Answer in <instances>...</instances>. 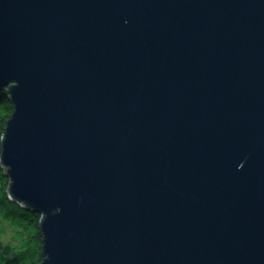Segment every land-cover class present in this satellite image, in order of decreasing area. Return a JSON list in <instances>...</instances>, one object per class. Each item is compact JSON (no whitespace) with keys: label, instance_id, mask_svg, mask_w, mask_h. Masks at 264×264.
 I'll return each mask as SVG.
<instances>
[{"label":"water","instance_id":"water-1","mask_svg":"<svg viewBox=\"0 0 264 264\" xmlns=\"http://www.w3.org/2000/svg\"><path fill=\"white\" fill-rule=\"evenodd\" d=\"M2 91L39 264H264V0H0Z\"/></svg>","mask_w":264,"mask_h":264},{"label":"trees","instance_id":"trees-1","mask_svg":"<svg viewBox=\"0 0 264 264\" xmlns=\"http://www.w3.org/2000/svg\"><path fill=\"white\" fill-rule=\"evenodd\" d=\"M12 113L13 105L8 94L5 91L0 92V153L1 138ZM8 187L9 179L0 165V242L10 232L13 242L9 247L15 254L8 258L0 255V264H39L42 261L40 215L25 210L20 204L10 200Z\"/></svg>","mask_w":264,"mask_h":264},{"label":"rangeland","instance_id":"rangeland-1","mask_svg":"<svg viewBox=\"0 0 264 264\" xmlns=\"http://www.w3.org/2000/svg\"><path fill=\"white\" fill-rule=\"evenodd\" d=\"M1 242L4 243L3 246H9V244H12L13 240L11 239V233L8 232L5 234Z\"/></svg>","mask_w":264,"mask_h":264}]
</instances>
